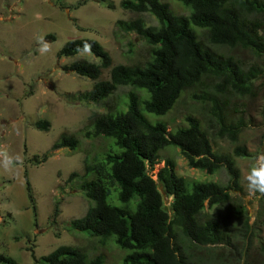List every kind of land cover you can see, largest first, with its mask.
<instances>
[{
  "label": "trees",
  "instance_id": "1",
  "mask_svg": "<svg viewBox=\"0 0 264 264\" xmlns=\"http://www.w3.org/2000/svg\"><path fill=\"white\" fill-rule=\"evenodd\" d=\"M187 15H174L160 0H121L118 7L135 18L115 22L122 33H133L147 47L148 56L140 63L112 66L107 52L95 40L74 39L65 42L58 57H73L87 52L98 63L75 60L61 70L92 82L91 88L72 95L74 100L101 105L103 113L93 114L83 136L101 140V151L83 158L82 174L73 172L67 180H79L78 189L88 203L84 215L69 223L71 230L84 233L100 245L111 244L123 252L121 264H193L188 250L228 243L224 225L218 215L203 214L204 206L216 208L230 202V191H238L239 172L229 155L212 151L207 134L194 116L184 117V126L167 131L159 118L168 113L183 92L207 90L214 94L192 95L204 99L208 112L218 126H209L212 136L226 137L236 143L238 125H227L223 115V93L251 94V83L257 71L242 69L237 60L217 49L247 50L264 57V0H174ZM85 0L68 7L76 10ZM108 9L113 5L106 3ZM153 17L156 25H147L140 17ZM52 38V37H50ZM52 40V39H51ZM90 46L88 49L84 45ZM108 69L106 80L101 71ZM120 87L122 109L118 102L107 101ZM137 91H141L142 94ZM216 95L223 98L219 102ZM106 104V106H105ZM37 131L46 132L49 123L37 120ZM216 132V133H215ZM76 152L79 141L73 135L60 134L49 150L30 162L41 164L57 149ZM177 149L186 166L211 175L224 168L228 183L220 186L179 177L174 162L163 159L155 180L147 173L158 162V153ZM233 157H247L244 147L235 145ZM24 191L35 226V206L25 172ZM156 184L171 198L170 216L163 208ZM57 208L54 206L53 216ZM242 226L246 231V222ZM182 241L187 242L184 247ZM32 264H104L102 255L91 258L79 248L58 246L50 253L35 258ZM0 264H15L0 254Z\"/></svg>",
  "mask_w": 264,
  "mask_h": 264
},
{
  "label": "rangeland",
  "instance_id": "2",
  "mask_svg": "<svg viewBox=\"0 0 264 264\" xmlns=\"http://www.w3.org/2000/svg\"><path fill=\"white\" fill-rule=\"evenodd\" d=\"M80 0H0V146L7 149L19 163L8 170L0 156V254L10 257L15 264H32L30 253L40 258L58 246L82 249L89 258L102 255L104 264H121L123 252L111 244L100 245L84 233L70 229L73 219L84 215L88 203L78 189L79 180H67L70 173L82 174L85 154L93 155L103 148L101 140L84 138L83 130L93 114L103 113V106L74 100L72 95L88 91L92 82L73 73L61 70L63 65L75 60L98 61L87 52L73 57H58L62 45L74 39L95 40L107 52L112 66L132 65L143 62L148 51L143 41L133 33L119 32L118 20L127 21L135 14L118 7L121 0H85L76 10L73 6ZM174 15H187V11L174 0H160ZM106 3L113 5L112 9ZM147 25H156L153 17L142 14ZM52 37V38H50ZM41 38L50 51L41 55L38 51ZM52 39V40H51ZM218 52L237 60L244 71L253 68L257 78L251 83L249 95L238 96L223 93V115L227 125H238L236 143L226 137H213L209 126L217 127V119L208 112L204 99L192 95H214L212 91L193 90L183 92L171 110L159 120L166 130L173 131L184 126L185 116L196 117L206 134L212 151L229 155L239 172V190L230 191V202L208 208L202 213L218 215L228 243L191 248L188 250L193 264H264V196H250L246 177L264 156V57H256L247 50L220 48ZM108 69L101 71L100 79L106 80ZM127 87L118 88L107 101L118 102L122 109L123 95ZM142 94L141 91H137ZM216 95V100L223 101ZM106 106V104H105ZM46 120V132L37 131L33 123ZM216 133V132H215ZM60 134L73 135L79 141L76 152L57 149L49 153L41 164L30 162L47 152ZM235 145L244 147L247 157H233ZM174 162L179 177L220 186L228 183L224 168L211 175L186 166L177 149L167 148L158 153V162L147 173L155 180L163 159ZM26 173L35 206V226L26 199L23 183ZM165 212L170 216L171 198L159 185ZM54 206L57 208L53 216ZM246 222V231L242 226ZM185 247L187 242H181Z\"/></svg>",
  "mask_w": 264,
  "mask_h": 264
},
{
  "label": "clouds",
  "instance_id": "3",
  "mask_svg": "<svg viewBox=\"0 0 264 264\" xmlns=\"http://www.w3.org/2000/svg\"><path fill=\"white\" fill-rule=\"evenodd\" d=\"M90 46L84 45L85 49ZM38 51L41 55H45L50 51V46L47 42L43 41L41 38L40 47ZM0 156L4 158V168L8 170L11 167H15L19 163V158H12L8 155L7 149L0 146ZM248 182V193L250 196L259 194L264 196V156H261L257 160V164L253 166L250 170L249 175L246 177Z\"/></svg>",
  "mask_w": 264,
  "mask_h": 264
}]
</instances>
